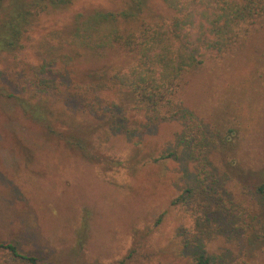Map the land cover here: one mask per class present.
Instances as JSON below:
<instances>
[{"label": "rangeland", "instance_id": "1", "mask_svg": "<svg viewBox=\"0 0 264 264\" xmlns=\"http://www.w3.org/2000/svg\"><path fill=\"white\" fill-rule=\"evenodd\" d=\"M144 1L149 15L170 17L161 0ZM130 2L74 0L37 15L30 34H66L77 12H117ZM21 58L37 61L29 45ZM201 59L181 89L198 123L195 151L185 148L183 118L149 122L124 90L109 94L117 104L109 114L101 104L82 112L47 96L64 136L0 96V242L59 264H118L133 248L138 256L124 263L195 264L203 255L209 264H264V193L257 190L264 182V22L228 52ZM127 63L116 51L85 54L53 63L44 77L62 86ZM4 72L0 88L19 93L14 72ZM67 135L82 138L95 158L85 159ZM196 208L213 226L194 241Z\"/></svg>", "mask_w": 264, "mask_h": 264}, {"label": "trees", "instance_id": "2", "mask_svg": "<svg viewBox=\"0 0 264 264\" xmlns=\"http://www.w3.org/2000/svg\"><path fill=\"white\" fill-rule=\"evenodd\" d=\"M73 2L0 0V65L3 67L0 81L4 71L14 72V84L20 89L17 93L0 88V96L20 107L48 133L64 136L54 128L52 110L45 103L47 96H56L54 101L82 112L96 113L101 104L102 111L109 114L117 106L109 94L124 90L132 98L134 108L149 122L183 118L185 148L195 151L199 147L198 123L184 109L183 75L202 62L205 52H228L248 33L251 25L264 22V0H161L171 11L167 20L149 15L144 0H131L117 12L102 9L77 12L66 34L53 31L36 40L31 36L29 29L37 15ZM28 45L36 54L35 62L21 58ZM109 51L127 57L126 66L90 73L83 79L61 83L62 86L44 77L53 63L67 65L80 55L102 57ZM66 138L85 159L95 158L82 138L72 135ZM257 190L264 193V182ZM177 200L185 197L182 194ZM212 226L207 219L199 218L196 208L192 240L199 239V235H210ZM138 254L133 248L118 264H127L124 260ZM0 264L59 263L42 261L11 242H0ZM195 264H209V259L197 255Z\"/></svg>", "mask_w": 264, "mask_h": 264}]
</instances>
